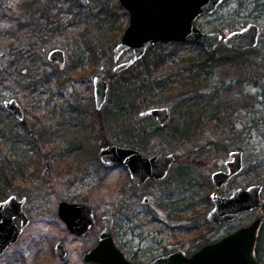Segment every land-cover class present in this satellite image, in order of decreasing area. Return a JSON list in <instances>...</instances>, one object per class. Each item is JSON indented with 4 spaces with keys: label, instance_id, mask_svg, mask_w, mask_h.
I'll use <instances>...</instances> for the list:
<instances>
[{
    "label": "rangeland",
    "instance_id": "374dc122",
    "mask_svg": "<svg viewBox=\"0 0 264 264\" xmlns=\"http://www.w3.org/2000/svg\"><path fill=\"white\" fill-rule=\"evenodd\" d=\"M30 1L0 0L6 9V19L0 23V57L5 62L4 68L0 67L3 69L0 162L5 164L3 160L10 156L8 159L17 158L25 164V176H18L5 189L7 197L14 194L19 198L27 197L24 210L31 219L20 239L0 256V264H88L83 260V252L97 245L104 228L102 218L107 214L115 218L113 236L117 245L134 262H147L176 250L191 255L205 244L248 226L258 216L259 210L255 209L222 224L207 220V214L214 207L211 198L214 191L227 196L239 187L264 185V0H225L215 12L202 15L198 20L203 30L221 31L225 35L250 23L261 27L260 44L253 53L258 59L246 69L249 75L244 71L241 88L224 91L241 72L228 71L231 63L224 66L221 63L216 74L204 77L205 86L199 98L191 100L192 114L189 109H175L173 101L159 106H141L134 112L135 121L154 124L158 122L156 118L146 119L150 116L149 109L166 106L171 110L172 118L162 130L166 136L151 137L148 147H134L148 155L173 153L177 157L164 180H151L134 189L126 167L105 165L99 159L102 137L98 132L93 86L96 75L108 79L110 84L114 82L100 112L108 125L105 137L113 143L130 146L120 141L124 136L122 132L109 126L121 92L117 82L121 77L114 71L117 62H113L110 71L105 66V60L114 55V48L129 23V13L120 0H90L88 3L53 0L54 8L45 16L37 5L26 4ZM49 1L52 0H42L43 3ZM71 18L74 23L69 30H63V36L59 34L60 29L50 32L58 19ZM186 42L181 46L183 52L199 53V45ZM157 44L153 45V51L161 50ZM224 45L222 42L218 46L222 47L223 54L226 53ZM56 47L67 51L66 65L49 60V53ZM149 49L146 54L151 55ZM221 53L218 56L224 57ZM22 56L34 61L38 58L39 62L29 65ZM131 57L132 51H128L121 60ZM147 58L150 60L152 55ZM146 62L147 59L142 60L138 68L142 69ZM110 72L118 75L110 77ZM217 81H225V84L215 86ZM34 83H43V86L36 89ZM29 85L27 90L23 89ZM134 87L132 84L131 90ZM188 88L195 90L192 85ZM11 98L17 99L25 109V125L19 124L5 107V100ZM197 107L200 109H195ZM217 113L221 119L211 121L212 114ZM36 116L42 119L38 126L34 124ZM198 118H201L200 127H184V123ZM40 130L52 136V141L39 137L31 142L23 138L16 153H10L15 132L39 134ZM152 131V128L147 129V133ZM185 132L191 134L182 137ZM71 147L75 148L73 152ZM239 149L244 152V169L217 188L213 173L226 170L230 152ZM125 185L131 191L129 197L124 193ZM262 195L264 197V191ZM61 200L86 202L95 209L98 221L89 233L80 236L70 232L58 213ZM260 235L255 249L260 248L264 255V222L258 232ZM59 240L67 249L65 257L55 252Z\"/></svg>",
    "mask_w": 264,
    "mask_h": 264
},
{
    "label": "water",
    "instance_id": "95a60500",
    "mask_svg": "<svg viewBox=\"0 0 264 264\" xmlns=\"http://www.w3.org/2000/svg\"><path fill=\"white\" fill-rule=\"evenodd\" d=\"M87 3L90 0H82ZM225 0H120V4L129 13V23L120 41L114 48V71L119 73L142 59L150 46L159 42L188 41L204 47L207 51L218 48L224 42L238 50L255 48L260 44L261 27L256 23L224 34L221 31H205L199 18L215 12ZM132 51V57L122 61L121 57ZM49 60L66 65L67 53L61 47L49 53ZM94 96L97 110H102L108 99L110 82L103 76H95ZM5 107L25 119V112L15 98L7 99ZM150 113L164 125L170 118L167 107H154ZM100 161L105 165H125L131 178L143 185L151 179H164L168 176L176 160L173 153H159L146 156L134 146L117 143L104 145L99 150ZM226 170H217L212 180L217 188L223 187L230 179L244 169L243 150H233L226 160ZM264 185L252 184L239 187L230 195H221L218 191L211 194L214 207L207 214L212 224L233 221L242 213L259 210L258 216L248 225L202 246L191 255L176 250L166 255L156 256L147 262L130 260L117 245L113 236L114 217L104 215V228L99 234L97 245L83 252L85 263L97 264H264L254 254L258 232L264 222ZM148 201V198L145 199ZM27 197L11 195L0 201V256L21 237L31 219L24 210ZM59 216L71 233L86 235L96 225L98 217L95 209L86 202L61 200ZM18 219L21 223H18ZM55 252L61 257L67 255V249L61 240L55 245Z\"/></svg>",
    "mask_w": 264,
    "mask_h": 264
},
{
    "label": "trees",
    "instance_id": "16d2710c",
    "mask_svg": "<svg viewBox=\"0 0 264 264\" xmlns=\"http://www.w3.org/2000/svg\"><path fill=\"white\" fill-rule=\"evenodd\" d=\"M47 3H43L42 0H31L26 4L30 5L31 7L37 5L36 8L39 7L40 11L42 12L41 14L46 16V14L54 8L53 4H51L53 3V0ZM3 7L4 4L0 3V23L6 19V9ZM73 20L74 18L68 19V21L58 19V24L52 26L50 28V32L53 33L60 29L59 34L60 36H63V30H69V28H71L74 23ZM185 44H187L186 41L159 42L157 45L159 48H161V50L153 51L154 46H151L149 51L151 50L150 52L152 58L148 60L147 56H151L150 54H146V56L143 57L142 60L147 59V62L142 69L138 68V64L142 61L140 60L134 65L130 66L128 69L118 73L119 75L110 72V77L114 75L121 77V79H118L117 81L120 84L121 92H119L115 109L112 110V115L110 116L109 120V126L113 127L117 132H122V135H124L119 138L121 142L127 143L130 146H139L145 148L148 147V143L152 139L151 137L156 135L166 136L162 133V130H164L166 126L159 125L157 121H155L154 124H148L147 122H143V120L135 121L134 112L137 111V108L141 106H159L165 102L173 101L175 109H189L190 113L192 114V109H194V107L193 103H191V100L199 98L201 89L205 86L204 77L216 74V70L219 69V64L222 63L224 66L229 62L231 63V66H229L230 68L228 71L232 69V71L234 70L235 72H241L236 76L237 79H232L229 84L224 87V91H226L230 88H241L243 84L241 77L244 75V71L249 75L246 69L251 66V63L258 59V57H255L253 54L257 51V47L238 50L233 49L224 43L225 49H223V51L226 52L224 54L220 51L222 47H219L213 51H207L204 47L200 46V54L198 53L196 55H189V53L183 52L181 49V46ZM167 51L171 52L170 55H167ZM219 52L223 54L224 57L218 56V54H220ZM22 57L25 59L27 64L28 62L30 63L29 65L39 62L38 58H36L37 60L34 61V59L30 60L29 56L28 58H26V56ZM3 60V57H0L1 68H4L5 66V62ZM105 61V66H107L108 71H110L109 68L114 62V57L110 55ZM1 68L0 82L2 81L1 74L3 70ZM223 69H225V67ZM42 84L43 83L38 85L34 83L33 86L38 89V87L43 86ZM111 84L114 85V82H111ZM132 84L135 85L133 90L130 88ZM221 84H225V81L222 83L217 81L215 86H221ZM191 85L195 86V90L188 88V86ZM29 87L30 85L24 86L23 89L27 90ZM191 107L193 108L191 109ZM78 109H80L79 106ZM195 109L198 110L200 107ZM36 117L37 119L34 121V124L38 126L40 120L42 121V119L38 116ZM96 119L99 126L98 132L102 137L100 147L113 143L112 140H109L105 137L108 125L100 116V113H97ZM146 119L152 121L154 120V117L148 116ZM215 119H221L219 113L216 115L212 114L211 121ZM18 123L25 125L26 120L22 122L18 121ZM183 125L186 128L189 127V125L200 127L201 118L191 119L189 124L186 122ZM150 128H152L153 131L151 133H147V129ZM11 130L14 131V128L11 127ZM39 137L47 141H52V136L50 137V135H48L44 130H40L39 134H36L32 131H28L23 134L20 132H15L10 142V153H16L19 147L18 145L22 142L23 138H28L29 141L34 142V140L36 141L39 139ZM70 149L72 152L75 150L74 147H71ZM8 158H10V156H8ZM8 158L5 159V161L8 163L4 160L3 162L5 164H1L0 162V200L7 197L5 187L12 184L18 176L24 177L26 174L25 164H23L21 160L18 161L17 158L11 160ZM16 168L19 170L15 171ZM130 183L133 189L137 188V185L134 183V181L131 180ZM123 188L126 190V192H124L125 194L128 195V193L131 192L130 189L126 187V185ZM129 196L130 195H128V197ZM140 221H143V219H140ZM258 237L261 238V235ZM254 254L257 259L262 262L264 255L262 254L260 248H256L254 250Z\"/></svg>",
    "mask_w": 264,
    "mask_h": 264
},
{
    "label": "flooded vegetation",
    "instance_id": "af4514ba",
    "mask_svg": "<svg viewBox=\"0 0 264 264\" xmlns=\"http://www.w3.org/2000/svg\"><path fill=\"white\" fill-rule=\"evenodd\" d=\"M80 1H82V0H80ZM83 2V1H82ZM85 3V2H84ZM88 3V2H87ZM66 53H67V51H66ZM48 58H49V55H48ZM53 63H58V62H53ZM122 72V71H121ZM120 73V72H119ZM97 76V75H96ZM100 76V75H99ZM95 77V76H94ZM93 80H94V78H93ZM108 80V79H107ZM93 86H94V83H93ZM110 88H111V84H110ZM109 95V94H108ZM94 100H95V96H94ZM108 100V99H107ZM18 101V100H17ZM107 103V102H106ZM21 105V104H20ZM22 106V105H21ZM105 106V105H104ZM103 106V107H104ZM95 107H96V102H95ZM162 107H166V106H162ZM22 108H23V106H22ZM168 108V107H167ZM81 109V108H80ZM103 109V108H102ZM23 110H24V112H25V109L23 108ZM82 110V109H81ZM168 110H169V113H170V118L168 119V121L164 124V125H161L160 123H159V121H158V124L159 125H161V126H166L169 122H170V120H171V118H172V112H171V110L168 108ZM10 111V110H9ZM96 111L98 112V113H100L101 112V110L99 111V110H97V108H96ZM17 119H18V121L19 122H22V121H24V120H26V112H25V119L24 120H20L19 119V117L17 116V115H15L12 111H10ZM82 112H84V113H86V114H88V112H86V110H82ZM149 113H150V109H149ZM150 116H152V117H154V118H156L155 116H153L151 113H150ZM156 120H157V118H156ZM21 125H23V124H21ZM190 129V128H189ZM192 130V129H191ZM187 131V130H186ZM191 134V132H185V133H183L182 134V137H187L188 135H190ZM101 148V147H100ZM100 150V149H99ZM141 150V149H140ZM142 151V150H141ZM143 152V151H142ZM143 154H145L144 152H143ZM157 154H159V153H157ZM146 156H152V155H148V154H145ZM153 155H155V154H153ZM100 159V158H99ZM176 160H177V157H176ZM176 160H175V162H176ZM174 162V163H175ZM119 165H121V166H123L124 168L126 167L125 165H123V164H119ZM172 167H173V165H172ZM171 167V168H172ZM126 169H127V171H128V173H129V170H128V168L126 167ZM171 170V169H170ZM170 173V172H169ZM129 175H130V173H129ZM169 175V174H168ZM130 177H131V175H130ZM165 179V178H164ZM164 179H151V180H164ZM131 180L132 181H134L132 178H131ZM151 180H149V181H151ZM149 181H147V182H149ZM146 182V183H147ZM134 183L137 185V187L138 186H142V185H138L135 181H134ZM145 183V184H146ZM145 184H143V185H145ZM9 197V196H8ZM24 197H26V196H24ZM7 198V197H6ZM23 198V197H22ZM19 220V219H18ZM114 223H115V218H114ZM114 228V227H113ZM7 251V250H6ZM5 251V252H6ZM2 256V255H1ZM127 256V255H126Z\"/></svg>",
    "mask_w": 264,
    "mask_h": 264
}]
</instances>
